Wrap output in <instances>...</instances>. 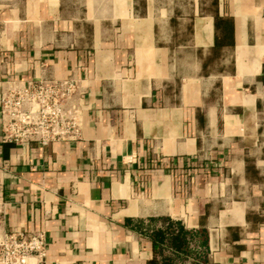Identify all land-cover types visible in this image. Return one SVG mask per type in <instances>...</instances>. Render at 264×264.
<instances>
[{"label": "crops", "instance_id": "1", "mask_svg": "<svg viewBox=\"0 0 264 264\" xmlns=\"http://www.w3.org/2000/svg\"><path fill=\"white\" fill-rule=\"evenodd\" d=\"M53 78L82 137L4 142L0 117V231L147 264L170 218L195 233L175 264H264V0H0V95Z\"/></svg>", "mask_w": 264, "mask_h": 264}, {"label": "built area", "instance_id": "2", "mask_svg": "<svg viewBox=\"0 0 264 264\" xmlns=\"http://www.w3.org/2000/svg\"><path fill=\"white\" fill-rule=\"evenodd\" d=\"M87 109L80 84L73 78L38 79L0 95L2 139L10 143L81 139ZM45 233L0 231V264H45Z\"/></svg>", "mask_w": 264, "mask_h": 264}, {"label": "trees", "instance_id": "3", "mask_svg": "<svg viewBox=\"0 0 264 264\" xmlns=\"http://www.w3.org/2000/svg\"><path fill=\"white\" fill-rule=\"evenodd\" d=\"M152 221H155V219ZM162 221L166 223L165 228H154L149 233V238L153 243L154 256L147 264H175L176 259L166 255L165 250L170 248L179 254H189L190 243L194 240L195 233L186 230L181 223L170 218H163ZM158 256L162 257L161 263ZM202 263L204 264V262Z\"/></svg>", "mask_w": 264, "mask_h": 264}]
</instances>
